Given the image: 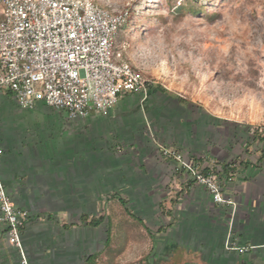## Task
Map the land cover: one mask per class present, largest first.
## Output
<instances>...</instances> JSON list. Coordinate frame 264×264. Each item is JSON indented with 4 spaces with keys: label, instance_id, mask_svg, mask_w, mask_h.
Here are the masks:
<instances>
[{
    "label": "rangeland",
    "instance_id": "rangeland-1",
    "mask_svg": "<svg viewBox=\"0 0 264 264\" xmlns=\"http://www.w3.org/2000/svg\"><path fill=\"white\" fill-rule=\"evenodd\" d=\"M91 1L127 13L128 20L113 41V52L118 61L129 62L149 81L147 94L139 93L131 100L153 103L158 115L152 122L149 109H144L149 123L142 114L140 127L148 131L141 137L152 134L157 140L171 134L176 140L180 138V142L183 138L187 142L189 138H195L199 153H211L215 158L232 163L235 169L242 167L245 152H258L261 142L255 139L253 131L264 130V0ZM181 3L187 9L178 11L177 6ZM192 6H198L199 11H192ZM158 86L164 91H159ZM2 112L0 109V117L5 115ZM20 115L65 118L63 112L53 107ZM127 131L130 130L127 128L124 132ZM107 133L102 135L103 149L114 148L113 155L118 157V164L106 157L103 171L109 168L122 170L128 152L132 150L133 138L119 140L113 145ZM126 135L131 134H122V137L126 138ZM138 141L136 137V143ZM108 143L110 148H105ZM141 145L139 143L138 149ZM124 148L127 152L119 153ZM161 149L164 155L167 149L182 154L185 160L183 151L173 145H164ZM120 176L117 186L111 189L118 196L108 197L106 187L102 189L103 201L99 203L100 210L97 208L96 215L103 216L104 220L99 227L94 229L81 222L77 208H72L70 226L80 224L91 230V233L87 232L85 257L93 256L85 263L81 259L80 264H221L218 257H224V261L229 259L230 264H264L263 253L255 247L238 245L240 237L232 228L236 223L234 214L238 212V204L226 196L234 191L225 178L219 175L225 202L215 201L213 192L202 184L212 200L233 206L231 212L226 208L223 213L230 223L226 232L223 230L224 245H204L198 249L195 231L189 230V211L185 214L179 210L185 205L179 203L176 189L167 187L166 198L154 202L155 226L152 231L140 217H146L148 213L147 209L143 210L146 206L144 198L133 195L131 184L121 181ZM121 198L127 200V206ZM53 213L58 215V212ZM28 215L27 212L24 225ZM158 226L164 229L158 231ZM8 240L10 242L9 235ZM221 248H224L223 252H218Z\"/></svg>",
    "mask_w": 264,
    "mask_h": 264
},
{
    "label": "crops",
    "instance_id": "crops-1",
    "mask_svg": "<svg viewBox=\"0 0 264 264\" xmlns=\"http://www.w3.org/2000/svg\"><path fill=\"white\" fill-rule=\"evenodd\" d=\"M138 95L135 92L122 94L116 106L106 113L92 112L87 118H72L68 112L57 109L65 118L52 119L20 115L51 108L44 102L25 109L18 104L11 90L0 92V109L5 114L0 117V171L11 199L29 214L21 233L23 248L31 263L80 264L81 259L85 260L83 263L88 262L92 254L85 257L87 232L89 234L91 230L80 224L70 226L72 208H77L81 222L94 229L99 227L102 223L96 226L91 221L101 217L96 211L100 210L99 203L103 201L102 189L106 187L108 197L118 196L111 189L117 186L119 175L121 181L131 184L133 195L144 198L147 207L143 210L147 209L148 213L146 217H140L152 231L155 226L154 202L163 201L167 187L172 186L178 193L179 203L185 205L179 210L185 214L189 211L187 221L191 222L189 230H194L198 238L196 248L204 245L223 247V232L230 224L223 215L226 208L231 212L233 206L212 200L206 187L197 183L188 168L163 154L161 147L164 145L181 149L187 162L202 171H218L233 186L234 192L226 196L238 204V212L234 214L236 223L232 227L240 237L238 245L255 247L264 255V144L261 143L255 154L245 152L242 167L235 169L232 163L215 158L211 153H199L195 138H189V142L183 138L180 142V138L176 140L171 134L158 141L152 134L141 137L148 131L140 127L143 120L139 118L142 114L146 117L144 109H149L152 122L158 115L153 103L131 100ZM148 119L146 117V123H149ZM123 127L130 131L124 132ZM105 133L111 137L109 142L113 145L119 140L133 138L132 150L128 152L122 170L109 168L103 171L106 157L118 164V157L113 155L114 148L103 149L102 135ZM126 133L131 135L123 138L122 134ZM142 142H145L143 146ZM139 143L141 148L138 149ZM105 148H110V143ZM125 149L119 153L127 152ZM227 164L228 173L224 171ZM121 199L127 206V200ZM83 215L87 216L86 220L82 219ZM162 229L158 226L157 230ZM21 258V250L9 242L7 227L0 222V264H21ZM218 262L229 264L231 261L218 257Z\"/></svg>",
    "mask_w": 264,
    "mask_h": 264
},
{
    "label": "built area",
    "instance_id": "built-area-1",
    "mask_svg": "<svg viewBox=\"0 0 264 264\" xmlns=\"http://www.w3.org/2000/svg\"><path fill=\"white\" fill-rule=\"evenodd\" d=\"M127 20L126 12L91 0H0V92L11 90L22 108L44 102L72 118L106 113L126 92L147 94L146 77L113 52ZM164 153L188 168L215 201H226L216 172L205 174L182 154ZM0 201V222L21 250L22 264H30L20 233L27 212L7 193L1 171Z\"/></svg>",
    "mask_w": 264,
    "mask_h": 264
},
{
    "label": "trees",
    "instance_id": "trees-1",
    "mask_svg": "<svg viewBox=\"0 0 264 264\" xmlns=\"http://www.w3.org/2000/svg\"><path fill=\"white\" fill-rule=\"evenodd\" d=\"M186 7H187V6H186L185 4L181 3L179 6H177V9H178V11H181V10H183V9H187ZM191 10H192V11H199V7H198V6H192V7H191ZM158 88H159L160 90L164 91V89H163L161 86H158ZM253 132H254V134H255V139H256L257 141H259V142H261V143L264 144V130H260V129L258 128V129H255ZM224 171L227 172V173H228V171H230V169H229V164H227V165L225 166ZM202 172L205 173V174H208V173H210V172H212V171L209 170V169H205V170H203ZM213 172H217V174L220 175V173H219L218 171H213ZM122 202H123L124 205H126V202H125L124 200H122ZM82 219H83V220H86V219H87V216L83 215V216H82ZM103 220H104V218H103V216H101L98 220L91 221V224L98 226V225H100V224L103 222ZM238 250H239V249H238ZM92 256H93V255H92ZM92 256L89 257L88 261L90 260V258H91ZM230 263H231V262H230ZM230 263H229V264H230ZM241 263H242V262H241ZM211 264H212V263H211Z\"/></svg>",
    "mask_w": 264,
    "mask_h": 264
}]
</instances>
